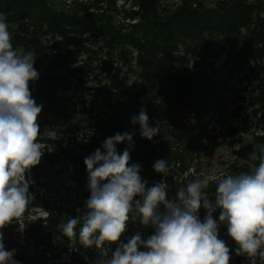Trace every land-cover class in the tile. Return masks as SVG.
<instances>
[{"label": "rangeland", "instance_id": "rangeland-1", "mask_svg": "<svg viewBox=\"0 0 264 264\" xmlns=\"http://www.w3.org/2000/svg\"><path fill=\"white\" fill-rule=\"evenodd\" d=\"M184 2L185 0H155L150 5L145 0H46V5L55 8L58 13L76 17V25L72 26V29L71 27L66 29L70 32L69 36L83 43L87 51L82 50L76 54L75 65L84 68L75 78H71L67 89L59 91L58 101L53 105L41 104L42 111L38 115V122L44 128L42 137L57 141L64 137V146L75 150L78 158L91 155L87 149L78 148L82 132L75 130L84 129L89 139H95L93 144L102 143L103 124L109 122L108 125L113 126L110 116L115 114L103 105L105 99L103 90L111 89L116 77L138 94L136 102H147L153 112L161 114L157 122L163 132L151 147L156 159L142 178L149 186L162 181L167 185V192L173 188V193L176 194L179 189L186 188L189 181L215 170L217 180L211 182L206 189L209 198L214 202L219 180L227 175L237 176L243 170L246 171L248 168L252 170L256 167L252 161V154L259 155L260 147L264 146V54L257 57L248 56L239 63H236L235 59L242 46L245 44L252 46L254 41H258L257 35L254 36L243 27L238 36L241 44L226 42L224 46L217 47L211 53L209 52L212 48L205 47L202 53L196 54L190 49L195 46L199 51L200 45L208 44L212 39L207 31L201 36H194L192 31L190 34L179 32V35L167 38L160 36V44L166 47L167 51H160L156 58L168 54L173 60L178 59L182 62L183 59L185 64L179 68L180 73L200 80L213 77L215 81L226 83L221 92L226 104L224 111L210 113L204 119L194 107L177 98L164 79H159L155 83H149L145 79L142 66L138 62L137 47L129 43L116 44L109 38L107 31L103 32L96 27L114 28L120 36L133 33L141 37L143 34L137 30L141 28L138 25L142 22V17L149 15L152 16L151 20H166L168 16L179 13V8ZM232 2L233 0H197L192 3V9L200 4L217 8L220 3ZM247 3H262L261 7H257L255 17L264 19V0H247ZM94 18L96 26L92 23ZM7 23L13 49L18 54H25V48L22 44L16 43L15 36L18 33L23 35L24 30H27L29 37L37 30V39L48 52L56 53L57 49L53 47L55 43L67 45L64 42V35L50 30L46 22L41 24L39 29L37 23L29 17L21 21L13 19ZM259 31L264 34V27ZM219 39L222 40L223 37ZM262 45L264 37L258 43V47ZM43 74L40 72L39 76ZM110 102L113 105L118 104L113 98ZM127 105L130 106L129 103ZM135 105L136 103H131V106ZM220 116V123L222 122L224 127L223 136L217 134L215 125H209L210 119L215 120ZM67 123H72L73 130L70 132H67L69 130L66 129ZM205 127L204 132L202 130H205L203 129ZM37 143L40 144L43 154L46 151L48 154L56 152L52 145L51 147L42 142ZM159 159L168 161L167 175L154 171L153 164ZM40 168L39 163L27 173L29 185L40 196L45 195L49 198L56 207L64 208L66 200L62 190L65 189L59 191L60 183L56 181H53V185L49 184L48 188L38 185L42 181V177H38ZM55 168L60 169L61 165ZM68 168L70 172L73 170V166ZM64 187L75 189L77 185L68 181ZM170 198H175V195ZM220 211L217 208L212 215L218 222V238L224 240L231 250L230 264H264V258L258 254L255 256L236 254L238 245L227 234V225L219 223ZM199 214L203 221L206 210L201 208ZM47 215L46 211L37 210L31 218H45ZM109 243L104 242L99 248L95 245L91 248L85 247L78 232L66 248L60 249L59 254L45 253V257L43 248L33 249L32 254L35 250L38 256L45 259V262L42 261L40 264H102V262L107 264L111 257ZM13 258L25 264L14 256Z\"/></svg>", "mask_w": 264, "mask_h": 264}, {"label": "clouds", "instance_id": "clouds-1", "mask_svg": "<svg viewBox=\"0 0 264 264\" xmlns=\"http://www.w3.org/2000/svg\"><path fill=\"white\" fill-rule=\"evenodd\" d=\"M35 59L31 51L18 54L13 49L8 23L0 15V228L25 211L30 200L27 173L43 156L36 142L42 105L32 98L29 87L39 76ZM148 119L141 110L132 123H139L141 136L151 140L160 129L149 127ZM125 140L131 143L132 135L117 133L103 142L105 152L97 149L84 158L91 194L84 209H77L80 215L58 225L65 236L74 238L80 225L85 247L117 242L107 264H230L231 250L218 238V222L212 215L219 208V223L227 225V234L238 245L236 254L264 258V146L259 155L252 154L259 161L257 167L219 180L213 202L206 189L217 180L215 170L189 181L169 199L165 183L149 186L140 175L141 165L129 166L128 149L117 152L115 145ZM153 169L167 175L169 163L159 159ZM201 208L206 210L203 221ZM137 220L152 233L145 238L136 231L122 242L129 221ZM14 251L5 249L0 232V264H9Z\"/></svg>", "mask_w": 264, "mask_h": 264}, {"label": "trees", "instance_id": "trees-1", "mask_svg": "<svg viewBox=\"0 0 264 264\" xmlns=\"http://www.w3.org/2000/svg\"><path fill=\"white\" fill-rule=\"evenodd\" d=\"M154 1L145 0L150 5ZM195 1L197 0H185L183 6L179 8L180 12L168 16L166 20H151L152 16L145 15L142 17V22L138 25L141 28L137 30L143 34L141 37L133 33L120 36L115 32L114 28L104 29L96 26L95 18L92 20V23H95L94 25L99 30L107 31L109 38L113 39L114 43H129L137 47L139 50L138 62L142 66L145 79L149 83H155L159 79H164L177 98L185 101L187 103L186 105L194 107L205 119L210 113L224 111L226 104L221 92L225 88L226 83L215 81L213 77L202 78L200 80L186 73H180L181 70L179 68L185 64L183 59L182 62L178 59L173 60L168 54L156 58V55L160 51H167V48L160 44V36L167 38L176 34L179 35V32H188L190 34L191 31L194 36H201L203 32L207 31L208 35L212 37L209 43L200 45L199 51L195 46L190 51L193 54H196V52L202 53L205 47H208L212 48L209 52L211 53L217 47L224 46L226 42L241 44L238 36L240 35L241 29L245 27L254 36L257 35L259 39L257 38L258 41H254V44H251L252 46L245 44L241 47L240 53L235 56L236 63H239L248 56L257 57L264 54V45L258 47V43L264 37L262 31H259L260 28L264 27V19L255 17L256 9L257 7H261L262 3L248 4L247 0H233L232 3H220L217 8L200 4L198 7L192 9V3ZM0 15L7 22L13 19L21 21L29 17L37 23L36 26L38 29L41 24L46 22L50 30L58 31L64 35V42L67 45L60 43L53 44V47L57 49L56 53L48 52L46 48L40 45L37 39V30L32 37H29L27 30H24V33L22 32L23 35L18 33L15 36L16 43L24 46L25 54L29 51L34 53L36 58L34 67L38 73H44L30 82L29 87L32 98L38 105L55 104L58 101L59 91L67 89L71 78H75L79 71H82L81 69L84 68L75 65V60L76 54L86 49L83 43L69 36L68 33L70 32L66 29V27H71L72 29V26L76 25V17L66 15L65 13H58L55 8L46 5V0H0ZM252 25H254L253 28ZM221 36L223 37L222 40L219 39ZM103 96H105L103 105L105 107L107 106L109 111L115 113L110 116L113 126L108 125L109 122H106V125L103 124L104 139L102 143L97 145L93 144L95 142L94 138L89 139L87 137L86 130L78 128L79 130L75 131L82 132V137L78 142V148L87 149L88 153L91 154L97 149L105 152L106 150L102 145L106 138L113 137L117 133H129L132 135V142L130 143L125 140L116 144L115 147L118 153H122L125 149L129 150L131 157L129 166L133 163H139L141 165L140 175L143 177L146 175L149 166L156 159L151 147L155 139L163 132L157 122L161 114H156L155 111L153 112L151 105L147 102H136L138 94L116 77H114L111 89L103 90ZM112 98L116 99L118 104H111L110 99ZM131 103H136V105L131 106ZM141 110H144L149 117V127H159L160 129L151 140L141 136L139 123H132V117L137 116ZM220 119L221 116L215 120L210 119L209 125H215L217 134L223 136L224 127L222 122L220 123ZM95 123L97 124V122ZM38 124L40 130L36 142L52 145L56 151L52 154H48L46 151L43 154L40 161V173H38V177H42V181L38 185L43 188H48L49 184L53 185V181L60 183L58 190L65 189L62 191L65 193L66 206L64 208L56 207L55 203L49 200V198L45 195L40 196L29 185L30 200L25 211L21 216L13 218L11 223L0 228V232L3 233L5 249L8 251L15 250L14 257L25 264H40L42 261L45 262V259L38 256L35 251L39 248H43L46 257L45 253H49L50 255L53 253L59 254L61 248L64 249L67 247L71 239L63 234L58 225L64 224L70 218H75L80 215L77 209H84L85 201L91 194L88 187L89 176L84 158H78L75 150L64 146V137L59 141L42 137L44 128L39 122ZM67 124L66 129L69 128L67 132L72 131V123ZM134 128H136L135 131L133 130ZM203 129L205 130L202 131L205 132L206 127ZM252 161L257 167L259 161L253 159ZM58 165H61L60 169L55 168ZM69 166H73L71 172L69 171ZM250 171L251 168H248L240 174ZM68 181L75 183L77 188H65L64 184ZM174 195L172 188L168 192L169 199H172L170 196L174 197ZM67 205L71 206L68 207ZM37 210L46 211L48 215L45 218H31ZM79 229L80 225H77L75 229L76 233L79 232ZM135 231H140L146 238L153 230L140 225L138 220L136 222L129 221L128 230L121 236V241L126 242ZM108 245L111 255L118 246V243L112 242ZM33 249L35 250L32 254Z\"/></svg>", "mask_w": 264, "mask_h": 264}, {"label": "bare ground", "instance_id": "bare-ground-1", "mask_svg": "<svg viewBox=\"0 0 264 264\" xmlns=\"http://www.w3.org/2000/svg\"><path fill=\"white\" fill-rule=\"evenodd\" d=\"M9 264H21L20 262L16 261L14 258L9 262Z\"/></svg>", "mask_w": 264, "mask_h": 264}]
</instances>
